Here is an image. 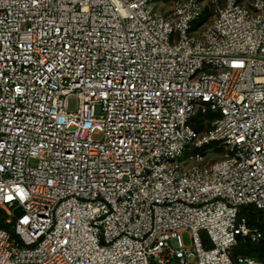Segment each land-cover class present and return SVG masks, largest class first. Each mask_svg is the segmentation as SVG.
<instances>
[{"label": "built area", "instance_id": "2783aa9c", "mask_svg": "<svg viewBox=\"0 0 264 264\" xmlns=\"http://www.w3.org/2000/svg\"><path fill=\"white\" fill-rule=\"evenodd\" d=\"M209 1L0 0V264H264V0Z\"/></svg>", "mask_w": 264, "mask_h": 264}, {"label": "rangeland", "instance_id": "374dc122", "mask_svg": "<svg viewBox=\"0 0 264 264\" xmlns=\"http://www.w3.org/2000/svg\"><path fill=\"white\" fill-rule=\"evenodd\" d=\"M176 0H152L153 5L158 8L159 10L169 13L172 9L173 3ZM207 9L206 12L203 14L202 18L198 20L195 25L201 24L203 21L209 22L211 19H213L215 10H216V5L214 3H211L209 0H207ZM193 35L198 36L199 32H193ZM76 106V101L74 98H71L69 101V107L73 109ZM213 115H206V117H202V120L197 124V127L199 128L200 132H204L206 130H209L212 127L213 123ZM204 154L208 155V158L213 159V160H219L223 157V155L227 152L226 147L222 146L218 143H213L210 146L206 147L203 150ZM2 215L0 214V218ZM184 241L185 243H189L188 240V234L186 233L184 235ZM254 256L257 257V254L254 253Z\"/></svg>", "mask_w": 264, "mask_h": 264}, {"label": "trees", "instance_id": "16d2710c", "mask_svg": "<svg viewBox=\"0 0 264 264\" xmlns=\"http://www.w3.org/2000/svg\"><path fill=\"white\" fill-rule=\"evenodd\" d=\"M205 23L203 21L201 24ZM206 117V116H205ZM202 120V116L198 115L194 120V127L198 130L197 124ZM200 131V130H198ZM241 215H245L249 218L251 222H254L256 219H261L263 217L262 213L254 208H244L241 210ZM0 226L5 228H10V225H7L3 219H0ZM245 254L249 256H253L257 259H263L264 258V243L258 244V245H251L248 244L246 247ZM242 252V250H241ZM254 253L257 254V257L254 256Z\"/></svg>", "mask_w": 264, "mask_h": 264}]
</instances>
